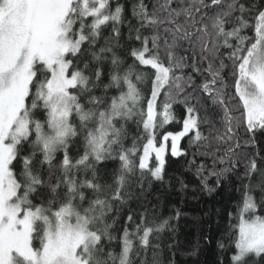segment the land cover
<instances>
[{
  "label": "snow or ice",
  "instance_id": "snow-or-ice-1",
  "mask_svg": "<svg viewBox=\"0 0 264 264\" xmlns=\"http://www.w3.org/2000/svg\"><path fill=\"white\" fill-rule=\"evenodd\" d=\"M262 144L264 0H0V264H159L169 220L114 208L169 155L210 193L243 165L219 247L264 264Z\"/></svg>",
  "mask_w": 264,
  "mask_h": 264
},
{
  "label": "trees",
  "instance_id": "trees-1",
  "mask_svg": "<svg viewBox=\"0 0 264 264\" xmlns=\"http://www.w3.org/2000/svg\"><path fill=\"white\" fill-rule=\"evenodd\" d=\"M122 55L127 63H132L130 57ZM144 91L147 94L146 85ZM174 112L177 119L183 117L181 105H174ZM179 127L178 124H170L162 131H177ZM133 135H136V129L130 126L129 140ZM182 143L187 146L186 140ZM261 146L264 147V144ZM114 167H118V164L109 162L101 175L107 178V173ZM252 182L255 184L257 178L254 177ZM246 183L248 181L241 164L237 172L227 173L221 178L219 187L216 186L215 177L210 178L208 185L215 188L210 193L204 189L194 171L190 170L185 158L169 155L164 180L152 181L151 186L146 187L142 193L133 189L136 198L129 200L123 207L116 205L114 213L119 216L121 223L129 210L135 213L147 211L150 217L169 220L171 227L160 234L158 241H153V244L159 243V248H150L147 253L149 261L155 251L159 264H228L232 251L221 249L219 244L229 242L226 234L230 223H236L235 206L240 197V189ZM255 194L259 199V189ZM260 214L264 215V212ZM119 227L120 223L117 224Z\"/></svg>",
  "mask_w": 264,
  "mask_h": 264
}]
</instances>
